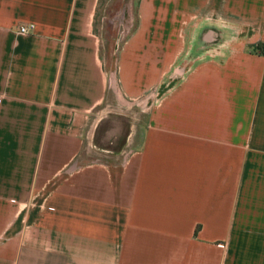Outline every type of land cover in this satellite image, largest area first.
Masks as SVG:
<instances>
[{"label": "crops", "instance_id": "1", "mask_svg": "<svg viewBox=\"0 0 264 264\" xmlns=\"http://www.w3.org/2000/svg\"><path fill=\"white\" fill-rule=\"evenodd\" d=\"M135 1L107 67V0H0V264H264V0Z\"/></svg>", "mask_w": 264, "mask_h": 264}, {"label": "rangeland", "instance_id": "2", "mask_svg": "<svg viewBox=\"0 0 264 264\" xmlns=\"http://www.w3.org/2000/svg\"><path fill=\"white\" fill-rule=\"evenodd\" d=\"M132 0H107V4L99 9V32L102 38V52L105 54V63L108 67L110 63L115 62L117 50L123 45L124 39L132 31L137 23V11L133 14L132 7L129 6ZM132 21L131 26L128 20ZM115 92L109 91L105 102L99 106V116H108L113 120L111 125L117 128V139L110 145L116 147L118 136L125 132L127 126L134 130H142L146 126L147 116L140 105L130 103Z\"/></svg>", "mask_w": 264, "mask_h": 264}, {"label": "built area", "instance_id": "3", "mask_svg": "<svg viewBox=\"0 0 264 264\" xmlns=\"http://www.w3.org/2000/svg\"><path fill=\"white\" fill-rule=\"evenodd\" d=\"M35 27L34 24H30V25H22L18 28V32L19 33H28L30 32L31 29H33ZM222 246H224V244H221Z\"/></svg>", "mask_w": 264, "mask_h": 264}, {"label": "trees", "instance_id": "4", "mask_svg": "<svg viewBox=\"0 0 264 264\" xmlns=\"http://www.w3.org/2000/svg\"><path fill=\"white\" fill-rule=\"evenodd\" d=\"M139 1H140V0H136V1H135V5H136V6H138ZM262 48H263V46H262L261 44H259L258 46L254 47V50H264V49H262Z\"/></svg>", "mask_w": 264, "mask_h": 264}]
</instances>
